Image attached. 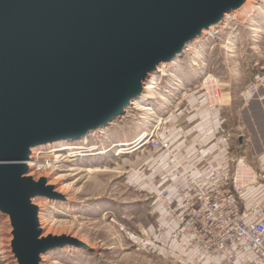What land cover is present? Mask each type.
I'll return each mask as SVG.
<instances>
[{
  "label": "rangeland",
  "instance_id": "obj_1",
  "mask_svg": "<svg viewBox=\"0 0 264 264\" xmlns=\"http://www.w3.org/2000/svg\"><path fill=\"white\" fill-rule=\"evenodd\" d=\"M233 15L241 23L230 20L215 36L204 30L182 57L160 65L169 76H161L159 70L149 75L144 92L134 99L152 106L153 114L131 102L127 113L98 129L101 140L94 155L72 161L61 158L52 168H31L29 176L46 178L64 196L33 199L39 207L42 236H72L88 246L53 249L42 256L41 264H193L190 257L180 256V242L171 237L175 219L160 199L170 177L176 176L166 153L149 144L120 155L115 148L103 150L112 143L133 142L149 123L152 127L156 117H162L157 133L170 141L180 160L230 167L236 155L244 154L264 170L261 155L250 143V113L243 112L257 97L248 104L242 99L248 87L264 76V0H246L224 20ZM215 75L222 83L225 106L211 109L199 86L205 77ZM154 95L158 97L151 99ZM251 196L249 200L264 201V191ZM12 240L10 217L0 211V264H18Z\"/></svg>",
  "mask_w": 264,
  "mask_h": 264
},
{
  "label": "water",
  "instance_id": "obj_2",
  "mask_svg": "<svg viewBox=\"0 0 264 264\" xmlns=\"http://www.w3.org/2000/svg\"><path fill=\"white\" fill-rule=\"evenodd\" d=\"M245 2L0 0V211L18 264H41L66 244L88 247L42 236L33 199L64 196L28 175L34 148L108 125L159 65Z\"/></svg>",
  "mask_w": 264,
  "mask_h": 264
},
{
  "label": "built area",
  "instance_id": "obj_3",
  "mask_svg": "<svg viewBox=\"0 0 264 264\" xmlns=\"http://www.w3.org/2000/svg\"><path fill=\"white\" fill-rule=\"evenodd\" d=\"M199 87L208 107L225 106L222 83L216 75L205 77ZM244 94L245 104L255 97L264 101V76ZM148 140L144 144L166 153L176 175L170 177L160 199L175 219L171 237L180 242V256L190 257L193 264H237L242 257L264 264V203L252 199L248 207H242L244 197H252L251 189L264 185V170L244 154L236 155L230 167L188 164L157 132ZM261 164L264 169V159Z\"/></svg>",
  "mask_w": 264,
  "mask_h": 264
},
{
  "label": "bare ground",
  "instance_id": "obj_4",
  "mask_svg": "<svg viewBox=\"0 0 264 264\" xmlns=\"http://www.w3.org/2000/svg\"><path fill=\"white\" fill-rule=\"evenodd\" d=\"M249 11L246 13L248 15V17L251 16ZM236 15L229 16L228 19H226V20H224V22H222V25L219 23L211 25L209 28L210 35L215 36L216 34H218L220 31L219 29L221 27H226L228 25V22H230V20L231 21L233 20L235 23H241V22H239L240 20H238L239 18H237ZM250 19H252V18H250ZM201 50L197 52V55H199V57L201 54ZM159 67H160V65L158 66L157 71L159 70V73H161L160 74L161 76H163V77L169 76V73L166 72L168 70H166L165 68L163 69V68H161V67L159 68ZM154 87H155L154 85L149 86L147 89H153ZM258 95H261V92ZM157 97H158L157 95H154L151 99H155ZM131 102H133L136 109L146 110V111H148L149 114L154 113L153 107L150 105L147 107L143 106V104L140 103L137 99H133ZM125 112L127 113L126 109L124 110L123 113L120 114V116L122 114H124ZM162 120H163L162 117H156V119L154 120L155 122H154L153 126L152 127L149 126L150 125V123H149V125H147L146 128L143 129L139 133V135L135 138V140L133 142H130V143L129 142L128 143H114V144L112 143L109 147H107L106 150H103V151L107 152L108 150L115 148L116 154L120 155L123 153H131L132 152L131 149L137 150V149L141 148L144 145V142L148 143L149 142L148 138L157 132V130L160 128V125L163 123ZM112 121L109 124H111ZM99 129L101 130V128H99ZM98 131L99 130H95V131L91 132L90 134H88L84 137L65 139V140H61V141H57V142H53V143L44 144V145H41V146L34 148L32 158L29 161V167L30 168L33 167L35 169L41 168V167L52 168V167H55V165H57L60 161H62L61 158H63L64 161H72L74 159V157H77V156L81 157V156L94 155V153H96L95 150L99 149V144H100L99 142L101 140L97 136ZM64 151H65V153L67 152L68 154H66V155L61 154ZM103 151H100V152L97 151V152L103 153ZM80 169L85 170L84 166H81ZM51 200H55V199L51 198ZM67 245L68 244L64 245L63 247H65Z\"/></svg>",
  "mask_w": 264,
  "mask_h": 264
},
{
  "label": "crops",
  "instance_id": "obj_5",
  "mask_svg": "<svg viewBox=\"0 0 264 264\" xmlns=\"http://www.w3.org/2000/svg\"><path fill=\"white\" fill-rule=\"evenodd\" d=\"M246 106L247 107H243L245 108V110L243 109V112H245L247 115L250 113V116L247 118H250V121H248V128L251 133V146L255 151L256 155H261V159H264V101L254 100ZM263 191L264 185H259L253 187L250 191V194L256 196V194H259ZM244 198L245 200L242 204V207H248L251 204V200H249L247 195ZM261 202L264 203V201ZM242 261L248 262L249 259L246 257H242L240 258L238 263Z\"/></svg>",
  "mask_w": 264,
  "mask_h": 264
}]
</instances>
